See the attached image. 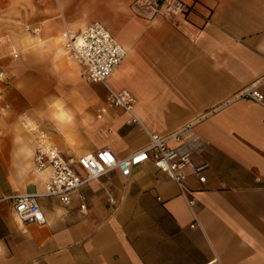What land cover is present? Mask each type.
<instances>
[{"label":"crops","instance_id":"1","mask_svg":"<svg viewBox=\"0 0 264 264\" xmlns=\"http://www.w3.org/2000/svg\"><path fill=\"white\" fill-rule=\"evenodd\" d=\"M137 1L0 0V197L36 193L47 218L25 223L0 200V264H264V107L236 96L264 78V0H187L179 21ZM94 22L127 49L108 83L139 122L66 49ZM185 125L202 142L192 161L209 164L205 181L187 169V195L152 160L68 203L44 194L40 131L67 157L124 158Z\"/></svg>","mask_w":264,"mask_h":264},{"label":"built area","instance_id":"2","mask_svg":"<svg viewBox=\"0 0 264 264\" xmlns=\"http://www.w3.org/2000/svg\"><path fill=\"white\" fill-rule=\"evenodd\" d=\"M138 5L154 14L164 15L175 21L187 20L191 3L187 0H138ZM71 56L83 67V77L88 81L104 83L109 90L112 105L122 107L131 114V120L139 122L133 112L134 100L126 91H116L108 83L109 78L127 56L125 49L100 22L88 25L79 33L67 32L65 43ZM14 56H18L14 53ZM5 73L0 71V77ZM264 78L245 87L236 96L248 98L264 107V92L261 87ZM193 137V140L189 139ZM170 141L178 142L170 146ZM201 139L193 133L191 125H185L169 134L150 133L149 143L128 157L119 158L109 148L80 156H65L54 146L47 134L40 131L37 137L35 161L38 170L51 169L46 184L45 195L57 197L63 203L71 200V194L83 184L97 179L111 170L118 168L125 176H129L133 167L152 160L157 167L167 173L178 185L183 195H187V169L205 181L204 171L208 163L195 164L192 161L193 151L200 147ZM82 169L83 173L79 171ZM36 193H16L2 196L0 200L12 198L14 208L20 220L25 223L44 225L47 218L42 211ZM190 205L195 204L194 198H188ZM86 204L81 205L85 209ZM194 226V225H193Z\"/></svg>","mask_w":264,"mask_h":264}]
</instances>
